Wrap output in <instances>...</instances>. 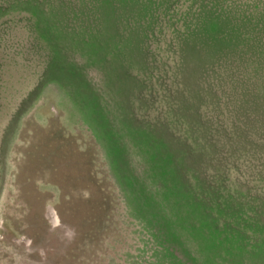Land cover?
<instances>
[{
    "label": "rangeland",
    "instance_id": "1",
    "mask_svg": "<svg viewBox=\"0 0 264 264\" xmlns=\"http://www.w3.org/2000/svg\"><path fill=\"white\" fill-rule=\"evenodd\" d=\"M0 264H264V0H0Z\"/></svg>",
    "mask_w": 264,
    "mask_h": 264
}]
</instances>
